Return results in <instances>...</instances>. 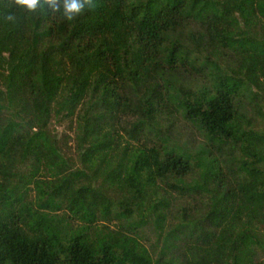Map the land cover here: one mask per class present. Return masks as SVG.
<instances>
[{
  "label": "trees",
  "instance_id": "1",
  "mask_svg": "<svg viewBox=\"0 0 264 264\" xmlns=\"http://www.w3.org/2000/svg\"><path fill=\"white\" fill-rule=\"evenodd\" d=\"M0 264H264V0H0Z\"/></svg>",
  "mask_w": 264,
  "mask_h": 264
},
{
  "label": "clouds",
  "instance_id": "2",
  "mask_svg": "<svg viewBox=\"0 0 264 264\" xmlns=\"http://www.w3.org/2000/svg\"><path fill=\"white\" fill-rule=\"evenodd\" d=\"M92 2L93 0H14L15 6L28 14L46 11L58 14L65 22H73L84 15ZM6 19L12 24L17 22L15 14H9Z\"/></svg>",
  "mask_w": 264,
  "mask_h": 264
},
{
  "label": "rangeland",
  "instance_id": "3",
  "mask_svg": "<svg viewBox=\"0 0 264 264\" xmlns=\"http://www.w3.org/2000/svg\"><path fill=\"white\" fill-rule=\"evenodd\" d=\"M51 129H53V131H55L56 134H57L59 137H61L62 135H69V136L72 137V135L70 134V132L67 130L66 126L58 127V126H56V125H53ZM69 147H72V143H70ZM146 232H147V233H146L147 235L150 234L149 231H146Z\"/></svg>",
  "mask_w": 264,
  "mask_h": 264
}]
</instances>
